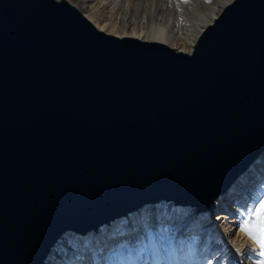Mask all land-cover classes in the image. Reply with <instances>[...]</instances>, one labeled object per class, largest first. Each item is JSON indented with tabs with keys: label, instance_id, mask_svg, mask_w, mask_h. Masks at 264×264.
Wrapping results in <instances>:
<instances>
[{
	"label": "water",
	"instance_id": "water-1",
	"mask_svg": "<svg viewBox=\"0 0 264 264\" xmlns=\"http://www.w3.org/2000/svg\"><path fill=\"white\" fill-rule=\"evenodd\" d=\"M263 151L264 0L228 1L192 52L0 0V264L151 202L213 211Z\"/></svg>",
	"mask_w": 264,
	"mask_h": 264
},
{
	"label": "bare ground",
	"instance_id": "bare-ground-1",
	"mask_svg": "<svg viewBox=\"0 0 264 264\" xmlns=\"http://www.w3.org/2000/svg\"><path fill=\"white\" fill-rule=\"evenodd\" d=\"M228 1L230 0H210V4L204 7L197 2L193 3L194 6L189 13L186 11L181 13L185 16L179 18L184 24L182 29H173L171 24L173 20L169 13L168 16L164 15L162 23L145 25L144 17L137 21L127 20L122 14L112 17L113 15L109 16L102 12L104 8L100 10L89 6L88 0H80L88 11V13L82 11L86 17L97 28L107 33L159 41L185 52L193 51L200 32L219 15L220 12L216 13V7L222 9ZM180 41L187 43L189 49L171 45ZM238 198L240 201L236 205L234 212L237 214L233 222L238 232V240L234 244H228L226 255L232 251V256L234 250L236 253L239 250L248 255L251 264H264V256L260 254L264 252V247L243 230L245 223H249L253 231L256 230V219L255 217L249 219V216L253 209H258L259 204L264 202V151L233 181L226 193L216 198L214 210L226 213L231 201ZM241 201L244 204H240ZM192 207L176 204L174 201L160 200L145 204L138 210L86 234L67 231L51 249L45 264H197L200 251L222 246V243L226 244L229 236L222 232V227L218 223L210 232H203L204 235H201L196 231L197 214L190 218L198 208ZM189 209L192 213L188 212ZM183 212H187V218L180 226L175 224L174 220H170L173 213L175 219L178 215L183 216ZM211 212L205 215L209 216ZM235 258L236 256L232 257L229 263L237 264Z\"/></svg>",
	"mask_w": 264,
	"mask_h": 264
},
{
	"label": "rangeland",
	"instance_id": "rangeland-1",
	"mask_svg": "<svg viewBox=\"0 0 264 264\" xmlns=\"http://www.w3.org/2000/svg\"><path fill=\"white\" fill-rule=\"evenodd\" d=\"M69 1L77 6L80 10L82 9L81 11H86V13H88L86 7L82 6L80 0ZM88 2L89 6L91 7L93 6L99 8L100 10L104 8L102 12L108 14L109 16L113 15L112 17H117L122 14L127 18V20L134 19V21L141 20L144 17L145 25L162 23L163 19H165L164 15L168 16L169 13L171 19L173 20V23H171L173 29H182V26H184V24L179 18L185 16L181 15V13L183 11L189 13L191 8L194 6L193 3L197 2L202 7L210 4V0H88ZM219 12H221V8L218 6L216 7V13ZM138 24L140 25V22H138ZM171 45L178 48H186V50L189 49L188 44L182 41ZM239 201L240 198H238V200L231 201V205L229 206V208H226V213H221L222 210H214L209 214V216H206L205 213L207 214L209 211L200 212L197 209L196 213L191 214L190 218L197 214L196 231H198L201 235L210 232L213 226L218 223V225L222 227V232H224L225 235L229 236V242L227 241L226 244L222 243V246L218 245L216 247H209V249L205 248L202 252L200 251L198 254L199 259L197 261V264H231L229 263V260L234 256H236L235 259L237 260V264H251L250 259L247 257L248 255L239 250H237V253L236 250H234L235 252H233L234 255L232 256V251L228 255H226L228 244H234L238 240V232L235 229V224L233 222L235 221V214H237L234 211L236 210V205ZM233 203H235V205H233ZM241 203L244 204L243 201H241L240 204ZM188 206L193 208L190 205ZM188 212L192 213V210L189 209ZM218 213L221 214L218 215ZM186 214L187 212H183V216L178 215L174 219L175 213H173V216H170V218L172 217V219H169L171 221L174 220L175 224L180 226L183 223L184 219L187 218ZM224 247L226 250L224 249ZM208 260H211V262H208Z\"/></svg>",
	"mask_w": 264,
	"mask_h": 264
},
{
	"label": "snow or ice",
	"instance_id": "snow-or-ice-1",
	"mask_svg": "<svg viewBox=\"0 0 264 264\" xmlns=\"http://www.w3.org/2000/svg\"><path fill=\"white\" fill-rule=\"evenodd\" d=\"M255 217L256 225L255 231L250 227L249 223L244 224V231L247 232L253 239L260 242L261 247H264V202L259 204L258 209H253L250 213L249 219ZM264 256V252L260 253Z\"/></svg>",
	"mask_w": 264,
	"mask_h": 264
}]
</instances>
